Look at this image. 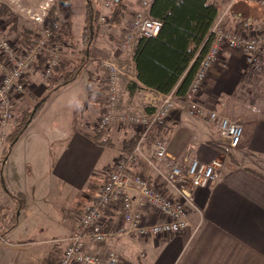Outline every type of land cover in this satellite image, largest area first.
<instances>
[{
	"label": "crops",
	"instance_id": "1",
	"mask_svg": "<svg viewBox=\"0 0 264 264\" xmlns=\"http://www.w3.org/2000/svg\"><path fill=\"white\" fill-rule=\"evenodd\" d=\"M22 1L37 7L46 0ZM141 1L124 0L126 11L121 23L98 35L101 47L95 48L97 37L93 42V57L89 59L106 57L119 63L121 105L141 106L157 94L136 79L134 47L128 52L119 48V40ZM146 1L150 6L152 0ZM258 1L234 0L224 16L225 27L236 31V18L258 17L244 30L263 29L264 13ZM51 6L57 7V1ZM89 71H92L90 66L83 68L78 78ZM259 76L247 73L241 52L223 48L199 94L209 107L242 124L243 132L236 148L224 147L216 121L191 116L182 105L174 108L163 125L156 128L161 135H165V128L170 129L167 135L170 156L181 158L191 148L190 154L201 161L219 158L222 162L216 180L196 190L188 227L155 237L131 235L112 239L103 246H93L95 251H117L121 257L118 264H264V96L253 97L258 87L255 77ZM129 82L141 86L132 97L127 91ZM74 83L64 85V92L73 91ZM81 87L84 103L86 80ZM100 107L94 104L83 109L81 120L89 130L100 114ZM63 111L70 116L65 119L69 120L66 126L50 133V139L26 132L22 158L16 160L15 154L13 160L5 159L7 163L12 161L6 183L14 188L15 194L0 193V205L6 206L3 210L6 218L0 221V227L8 242L0 243V264H56L66 239L76 231L80 216L104 182L107 171L124 153L123 141L134 135L131 129L115 127L104 131L110 144H98L85 133L74 131V108ZM140 170L147 171L143 162ZM4 198L8 203L3 204ZM118 217L117 211L104 210L108 223H114ZM145 219L152 224L160 216L147 210Z\"/></svg>",
	"mask_w": 264,
	"mask_h": 264
},
{
	"label": "built area",
	"instance_id": "2",
	"mask_svg": "<svg viewBox=\"0 0 264 264\" xmlns=\"http://www.w3.org/2000/svg\"><path fill=\"white\" fill-rule=\"evenodd\" d=\"M47 2L34 12L20 8L30 27L31 42L21 46L9 36L0 19V152L5 143L9 126L13 123L15 102L26 92V74L38 60L46 55L43 64L44 76H51L61 64L60 43L53 41L60 27V18L54 15L46 21ZM115 0H102L99 23H107L109 11ZM217 6L218 14L210 33L212 42L200 60L195 75L185 94L178 97L175 90L158 93L141 106L119 103V79L122 74L119 63L103 57L98 61L102 75V104L100 114L93 125L95 132L115 127L131 129L136 136L133 149L122 153L107 171L104 182L82 213L76 231L66 239L65 247L56 264H118L120 255L108 249L95 251L93 246H103L109 240H118L136 235L155 237L183 231L189 225V209L195 206L198 188L212 184L222 166L219 158L209 162L190 154L191 148L181 158L168 154L167 136L156 128L163 124L178 105L186 108L191 116L207 121H216L222 144L227 149L236 148L243 132L242 124L217 109L209 107L199 98L202 86L212 66L217 62L223 48L242 53L249 75L264 74V28L260 32L229 30L224 25V16L232 2L223 4L210 0ZM121 36L119 48L127 52L141 38L155 36L161 22L148 15L149 2H141ZM17 41V42H16ZM144 163L147 171L140 170ZM118 213V219L110 224L104 218V210ZM151 210L160 219L148 224L145 212ZM0 243L7 244L0 232Z\"/></svg>",
	"mask_w": 264,
	"mask_h": 264
},
{
	"label": "trees",
	"instance_id": "3",
	"mask_svg": "<svg viewBox=\"0 0 264 264\" xmlns=\"http://www.w3.org/2000/svg\"><path fill=\"white\" fill-rule=\"evenodd\" d=\"M57 2L58 12L66 15L69 12V0H57ZM258 2L264 13V0H259ZM56 8L51 6L46 20L53 16L57 11ZM99 11V8L92 6L90 0H86V16L80 36L79 53L82 56L78 64L72 69H66L60 64L59 67L53 70L50 83L47 86V90L50 93L76 80L82 69L87 65L90 57H93V42L99 28ZM125 11L126 5L124 4V0H115L109 11L108 23L110 25H119ZM6 14L12 15L13 13L6 5L0 4V16ZM217 14V6L207 0H152L148 9V15L151 18L159 20L161 27L155 36L141 38L134 45L132 58L138 82L142 86L158 93L165 94L175 90L177 96L179 98L182 97L195 75L200 60L211 45L212 35L210 29ZM255 20H258V17L252 19L249 17L236 18V30L241 31L249 28ZM16 21L17 18L13 15V29L15 28ZM60 31L59 28L53 41L61 42ZM31 33V30L24 28L19 40L21 46L31 42ZM46 60L47 56H42L35 64V67L41 70ZM96 71L98 72L95 69V72L89 71L88 73L86 81L87 98L83 109L90 105L102 104V75L97 79L95 76ZM140 87L136 82H129L127 84L129 97H132ZM48 95L49 93L42 97L31 111L22 112L19 121L6 134L5 143L0 153L1 160L8 155L11 146L15 144L22 132L31 123ZM89 132L84 133L94 142L102 145L110 144L109 138L104 136V131L95 132L92 128ZM163 133L167 136L170 133V129L165 128ZM135 142V135L128 140H124L123 152H130ZM1 182H4L2 177ZM11 195L13 196V194ZM3 208L4 206L0 205V220L2 219V221L6 218V214L2 213Z\"/></svg>",
	"mask_w": 264,
	"mask_h": 264
},
{
	"label": "rangeland",
	"instance_id": "4",
	"mask_svg": "<svg viewBox=\"0 0 264 264\" xmlns=\"http://www.w3.org/2000/svg\"><path fill=\"white\" fill-rule=\"evenodd\" d=\"M47 1L48 0L41 2L40 4H43ZM56 1L57 0H52V1H49L48 3L51 6V3L52 2L55 3ZM90 1L94 8H99L101 11V1L102 0H90ZM222 3L226 4V2H222ZM0 4L6 5L9 8V10L13 13L12 15L6 14L3 16H0V19L3 21L5 31L9 36L14 37L18 41L24 28L31 30L30 27H32L33 28L32 30H34V26H32L25 19V17L23 16V12H20V8H24V9L31 8L34 12H37L39 10L40 4H38L37 7H33V6H29V4H26V2L22 0H0ZM141 7L142 5L140 6V8ZM50 8L48 9V11L50 10ZM56 9L57 11L53 14L51 18L53 17L55 18L54 15H58V17L60 18L59 28L61 30L60 31L61 32L60 33L61 35L60 36L61 65L65 67L66 69H72L74 66L78 64V61L80 59V58H77L76 56L82 55L81 53H79L80 36H81L82 26L84 25V22H85L86 0H69V12L66 15H62L60 12H58V2H57ZM109 11L107 10L108 14H109ZM13 15L17 18L14 29L12 28ZM98 24H99V28L97 29V36L95 37V39L98 37L99 34L104 33L111 26L108 23V21L107 23H102V24L98 22ZM262 30H263L262 28L261 29L256 28L255 30H249V33L253 34L256 32H260ZM241 31H244V30H241ZM94 45H95V48L99 50V48L101 47L100 37L96 39V42ZM131 50L132 49H130L129 51ZM98 61L99 59L94 57L93 60L88 61L87 65H85L84 68L90 66L91 70L95 72V69L98 68ZM34 74H36L35 78L32 77V75ZM95 74L97 75L96 78L99 79L100 78L99 71L98 72L96 71ZM86 76L88 75L84 73L83 75L80 76V78H77L76 80H74L75 83H74L73 91H69V92L66 91L65 93L64 86H63L53 91L52 93H50L49 90H47V86L50 83L51 76H48V77L44 76L42 73V69L38 70L35 66L30 72L26 74V80H25L26 85H27L26 92L22 97H20L15 102L14 109H13V121H12L13 123L9 126L7 133L19 121V119L22 116V112L31 111L33 107L35 106V104L42 97H44L48 93L49 95L44 101L43 105L39 108L37 114L31 121L27 130H24L22 134L20 135V139L15 142L17 145L14 144L13 146H11V149L8 155L3 160H1L0 158V193H5L9 196H11L12 193L15 194V192H13L14 188H12L11 185L7 186V183H6V174H7L8 168L12 167L11 165L12 161L9 160L7 163L5 159H8L9 157L11 160H13L12 158H15V154H16V160L19 161L22 158L21 150H22L24 140L27 136L26 132H29V131L35 132L37 134H40V136L47 138L50 135V133L57 132L59 129H62L63 126H66L68 124L69 120H65V119L70 118V116L69 115L67 116L66 112L63 110L64 109L66 111L70 109L72 110V108H74V131H78L80 133H84L82 130L84 131L86 130L88 132L90 131L89 128H87V125H86L87 123L81 120V115L84 111L83 110L84 103L82 100L83 99L82 95L84 92H82L81 86H82V83H85V80L87 81L88 78H86ZM255 78H256L255 81L257 84L256 86L258 87L256 88V92H254L253 97L257 99L258 98L261 99L262 96H264V74H260L259 77H255ZM62 103H64L63 105L64 107L60 108L59 105ZM77 120H78V123H76ZM48 139L50 138L48 137ZM19 154L20 156H18ZM1 177L4 180V182H1ZM30 179L35 181L36 177H33V178L30 177ZM8 192L11 194H9ZM7 200L8 199L3 201V204L8 203ZM5 208L6 206L3 208V210H5ZM0 221H2V219ZM1 231L2 230L0 227V232Z\"/></svg>",
	"mask_w": 264,
	"mask_h": 264
}]
</instances>
